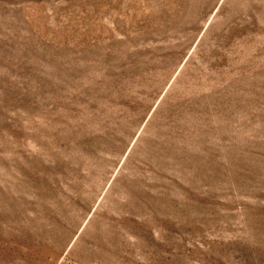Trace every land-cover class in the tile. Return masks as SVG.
Instances as JSON below:
<instances>
[{
	"label": "rangeland",
	"instance_id": "obj_1",
	"mask_svg": "<svg viewBox=\"0 0 264 264\" xmlns=\"http://www.w3.org/2000/svg\"><path fill=\"white\" fill-rule=\"evenodd\" d=\"M0 264H264V0H0Z\"/></svg>",
	"mask_w": 264,
	"mask_h": 264
}]
</instances>
